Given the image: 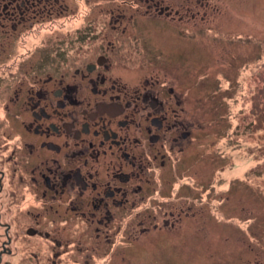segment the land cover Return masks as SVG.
<instances>
[{"label":"flooded vegetation","instance_id":"obj_1","mask_svg":"<svg viewBox=\"0 0 264 264\" xmlns=\"http://www.w3.org/2000/svg\"><path fill=\"white\" fill-rule=\"evenodd\" d=\"M49 1L0 0V264H69L84 243L107 264H175L162 248L200 226L182 20L162 0L143 18L111 14L106 31L76 20L48 61L22 54V30L60 17L27 13Z\"/></svg>","mask_w":264,"mask_h":264},{"label":"rangeland","instance_id":"obj_2","mask_svg":"<svg viewBox=\"0 0 264 264\" xmlns=\"http://www.w3.org/2000/svg\"><path fill=\"white\" fill-rule=\"evenodd\" d=\"M161 5L182 20L183 79L197 87L198 128L183 145L197 147V158L185 175L198 176L199 211L190 212L200 223L196 230H183L162 254L175 264H264V0H162ZM154 11L146 0L36 2L27 13L60 17L39 21L33 31L22 24V54L37 48L50 61V53L64 46L55 36L74 29L79 20L88 29L97 24L106 31L111 14L139 19ZM84 13H89L86 18ZM189 86L184 83L188 110ZM86 245L71 244L82 254L73 255L69 264H107L100 254L89 258ZM35 248L25 244L23 253L32 256ZM146 253L158 252L150 248ZM35 260L22 264H48ZM148 264L160 262L151 256Z\"/></svg>","mask_w":264,"mask_h":264}]
</instances>
